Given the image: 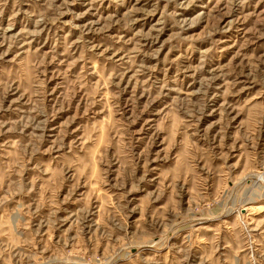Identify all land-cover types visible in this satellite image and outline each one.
I'll return each mask as SVG.
<instances>
[{
    "label": "rangeland",
    "instance_id": "374dc122",
    "mask_svg": "<svg viewBox=\"0 0 264 264\" xmlns=\"http://www.w3.org/2000/svg\"><path fill=\"white\" fill-rule=\"evenodd\" d=\"M0 264H264V0H0Z\"/></svg>",
    "mask_w": 264,
    "mask_h": 264
}]
</instances>
